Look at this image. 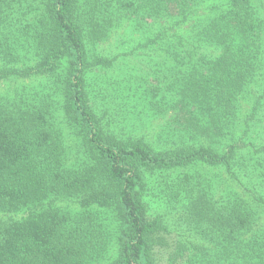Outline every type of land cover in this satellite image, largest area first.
<instances>
[{"label": "trees", "instance_id": "1", "mask_svg": "<svg viewBox=\"0 0 264 264\" xmlns=\"http://www.w3.org/2000/svg\"><path fill=\"white\" fill-rule=\"evenodd\" d=\"M162 252L264 264V0H0V264Z\"/></svg>", "mask_w": 264, "mask_h": 264}, {"label": "rangeland", "instance_id": "2", "mask_svg": "<svg viewBox=\"0 0 264 264\" xmlns=\"http://www.w3.org/2000/svg\"><path fill=\"white\" fill-rule=\"evenodd\" d=\"M112 42H111V44H112ZM134 61H135V59L132 58L130 62L133 64V63H135ZM147 130H149V128L147 129V127L144 129L138 128L137 133L142 134V133L147 132ZM151 202H152V206H153L154 211H157V210H164L165 211L166 210L165 206L163 204H161L159 201L151 200ZM173 226L178 227L179 225L174 221ZM176 234H177L176 232H173L172 234L169 235L171 242H174L173 238L176 237ZM166 257H167L166 253L164 255L162 252V254H161V263L162 264H167Z\"/></svg>", "mask_w": 264, "mask_h": 264}]
</instances>
